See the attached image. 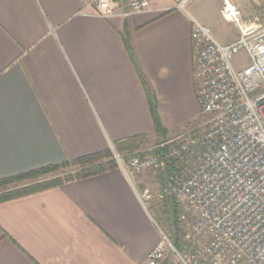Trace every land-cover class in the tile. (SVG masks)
I'll return each mask as SVG.
<instances>
[{
    "label": "crops",
    "instance_id": "1",
    "mask_svg": "<svg viewBox=\"0 0 264 264\" xmlns=\"http://www.w3.org/2000/svg\"><path fill=\"white\" fill-rule=\"evenodd\" d=\"M94 10L0 0V178L129 137L159 140L143 78L170 137L204 122L193 22L174 0L133 15ZM149 172L167 187L166 169ZM146 173L131 180L118 165L0 202V264H146L165 233L139 196Z\"/></svg>",
    "mask_w": 264,
    "mask_h": 264
},
{
    "label": "built area",
    "instance_id": "2",
    "mask_svg": "<svg viewBox=\"0 0 264 264\" xmlns=\"http://www.w3.org/2000/svg\"><path fill=\"white\" fill-rule=\"evenodd\" d=\"M152 1L91 3L94 14L109 18L147 11ZM191 1L174 0L175 8L187 12ZM222 15L239 29L227 44L191 17L196 94L207 119L158 143L155 154L125 160L115 151L131 180L166 169L168 185L160 197H172L181 217L193 219L182 249L163 233L146 264H264V23L244 21L230 0ZM241 51L248 62L237 67L233 57ZM139 196L145 203L152 189L145 187ZM168 245L175 258L167 257Z\"/></svg>",
    "mask_w": 264,
    "mask_h": 264
},
{
    "label": "rangeland",
    "instance_id": "3",
    "mask_svg": "<svg viewBox=\"0 0 264 264\" xmlns=\"http://www.w3.org/2000/svg\"><path fill=\"white\" fill-rule=\"evenodd\" d=\"M238 9L241 10L242 18L244 21H261L264 23V2L263 0H230ZM225 0H192L187 7V12H184L190 18L194 17L201 23L209 26L213 35L223 44L231 43L239 37V29L233 23L227 21L222 15V8ZM179 10V9H178ZM192 19V18H191ZM247 54L245 51H241L234 55L233 62L237 67H242L247 64ZM207 119L205 116L204 121ZM175 136V135H173ZM171 136V137H173ZM170 138L168 136L166 139ZM161 139L150 140L141 144L139 151L146 152L155 147ZM132 154H128L126 158H129ZM73 168L70 166L60 168L57 171L49 172L40 178L50 177L53 175H65ZM135 177V176H134ZM163 175L160 172L153 173L148 172L144 176L143 185L140 188L150 187L152 189V197L146 201V205L154 216L158 225L163 229L165 234L175 244L178 239L182 248L187 243L186 234L192 225V218L183 219L181 217L182 210L176 202H165L160 197L162 192V186L164 184ZM32 180H25L23 182H29ZM175 211V212H174ZM169 245L167 246L166 255L168 258H175L170 253ZM181 248V249H182ZM184 250V249H183Z\"/></svg>",
    "mask_w": 264,
    "mask_h": 264
},
{
    "label": "trees",
    "instance_id": "4",
    "mask_svg": "<svg viewBox=\"0 0 264 264\" xmlns=\"http://www.w3.org/2000/svg\"><path fill=\"white\" fill-rule=\"evenodd\" d=\"M127 47L131 57L133 58L136 64L138 71L140 72L138 64L136 63L135 56L130 46L128 45V41ZM143 83L147 91L150 110L155 124V128L161 139L160 142H162L166 140V138L169 136V132L161 122L160 115L157 109L156 98L150 85L146 82L144 78ZM145 139V135H138L118 141L115 144L116 151L123 158H125V156L128 157V154L139 153L141 155H145L155 154L160 151L157 145L146 152L139 151V148L141 144L144 143ZM118 165L119 163L116 159L115 151H113V149L111 148H108L103 151L69 159L60 164H51L12 177L0 178V202L32 192L56 187L62 185L65 182L72 181L75 179H81L88 176L96 175L105 172L111 168L117 167ZM67 166H70L73 169L71 171H68L65 175H53L50 177L40 178L41 176L49 172H54L59 170L60 168ZM25 180L32 181L23 182ZM163 199L165 202H175V200L170 196H165ZM175 245L180 249L182 248V245L181 243H179L178 239L176 240Z\"/></svg>",
    "mask_w": 264,
    "mask_h": 264
}]
</instances>
